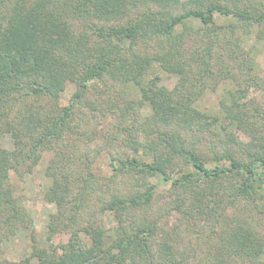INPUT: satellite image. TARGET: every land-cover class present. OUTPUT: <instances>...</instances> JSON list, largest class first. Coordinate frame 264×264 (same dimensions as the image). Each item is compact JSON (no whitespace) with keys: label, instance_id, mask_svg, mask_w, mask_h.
<instances>
[{"label":"trees","instance_id":"1","mask_svg":"<svg viewBox=\"0 0 264 264\" xmlns=\"http://www.w3.org/2000/svg\"><path fill=\"white\" fill-rule=\"evenodd\" d=\"M252 33L264 43V0H0V256L29 230L27 255L0 264H264ZM45 154L39 247L14 183Z\"/></svg>","mask_w":264,"mask_h":264},{"label":"rangeland","instance_id":"2","mask_svg":"<svg viewBox=\"0 0 264 264\" xmlns=\"http://www.w3.org/2000/svg\"><path fill=\"white\" fill-rule=\"evenodd\" d=\"M252 44L257 45V49L259 50V54L257 56L258 64L264 72V43L259 41H255L253 33L250 36L244 37V47L249 48ZM156 73H158L156 71ZM162 78V84L166 87L171 89L175 82V76H166L163 73H158ZM75 87L73 85H68L65 92L62 94L60 105H67L70 99L71 94L74 92ZM218 93H213L210 90L204 93L203 98L199 101L200 107L203 110L209 112H215L217 110V103H218ZM106 119L102 120V125L106 124ZM0 143L8 149H11V142L8 136H1ZM50 154H45L40 161V163L34 168L32 173L27 175L25 179L20 182L21 185L14 183L16 189H19V186H23L25 189L24 197L26 198L25 204L27 208L31 211V214L34 217L35 221V230L34 235L36 237L35 241H38L39 247H44L45 244L43 243V229L44 225L48 220V216L51 213L55 212V206L53 204L44 203L40 199V190L41 186L47 182V179L44 177L43 169L48 161ZM99 167L105 173L107 172V162L105 158H101L99 163ZM153 182L158 181V177L153 178ZM168 185H160L161 189L166 188ZM160 189V190H161ZM112 221L111 217L107 216L105 218V223ZM109 225V224H108ZM29 230H22L17 233L16 236L11 238L8 242H5L2 246V255L0 258H5L10 261H19L29 252ZM32 264H36L35 261H32Z\"/></svg>","mask_w":264,"mask_h":264}]
</instances>
